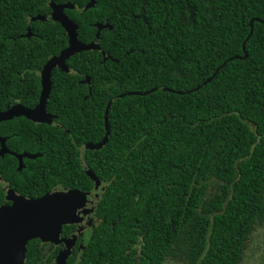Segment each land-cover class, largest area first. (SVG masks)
<instances>
[{
    "label": "trees",
    "instance_id": "trees-1",
    "mask_svg": "<svg viewBox=\"0 0 264 264\" xmlns=\"http://www.w3.org/2000/svg\"><path fill=\"white\" fill-rule=\"evenodd\" d=\"M54 1L76 5L65 12L79 39L100 49L53 71L47 109L60 124L31 122L28 135L45 145L33 197L93 188L78 147L103 139L110 100L159 88L115 100L108 143L84 149L105 189L100 222L67 264H243L264 227V0ZM51 11L48 0H0V109L39 102L43 66L68 46ZM97 24L111 27L98 38ZM226 61L198 91L163 90L194 89ZM60 248L33 239L24 264H55Z\"/></svg>",
    "mask_w": 264,
    "mask_h": 264
},
{
    "label": "water",
    "instance_id": "water-1",
    "mask_svg": "<svg viewBox=\"0 0 264 264\" xmlns=\"http://www.w3.org/2000/svg\"><path fill=\"white\" fill-rule=\"evenodd\" d=\"M48 4L52 8L50 14L51 20L59 22L68 36V46L63 49L59 55H54L49 58L43 66L40 72L42 89L37 106L35 108H28L21 103H17L6 111H0V120H9L18 116H25L35 122L52 123L56 115L51 114L47 110V104L52 91L53 71L58 68L63 72L69 73L71 69L67 64V60L70 57L82 51L100 49L98 42L92 41L90 43H84L79 39L78 24L65 12L66 9H75V4L56 3L54 0H48ZM95 4L96 0H90L85 9L92 8ZM47 19L48 17L44 15H37L32 18V21H46ZM254 21L263 22L259 18H255L251 21V32L248 38L253 32ZM106 27L111 26L109 24H97L98 38L101 30ZM32 34V29L28 27L27 34L24 36L31 37ZM245 46L246 41L243 45L245 51L244 58L247 57ZM236 58L241 57L235 56L228 61H232ZM105 59H107L106 55ZM228 61L224 62L202 85L194 89L189 91H175L170 88H163V90L175 92L180 95L198 91L200 88L210 83ZM85 82L90 84L91 79L87 77ZM158 89L159 88H155L147 92H128L110 100L105 111V136L98 143L89 142L85 144V146L79 148L82 167L87 175L94 180L96 188H100L103 183L97 179L94 172L87 167L82 153L84 149L99 150L108 143L111 133L109 112L112 103L125 95H146ZM93 196L94 195L88 191L64 187H56L39 198L12 194L10 196V199L13 201L12 205L0 207V264H24L27 256L28 244L33 239H40L42 242H50L56 245L64 243V248L57 255L55 264H67L68 259L75 250L78 235L74 234L71 237L62 236L63 227L65 225L82 222L86 215L94 211L96 201ZM82 230L83 228L80 227L79 233H81ZM81 247H84V245L81 244Z\"/></svg>",
    "mask_w": 264,
    "mask_h": 264
},
{
    "label": "flooded vegetation",
    "instance_id": "flooded-vegetation-1",
    "mask_svg": "<svg viewBox=\"0 0 264 264\" xmlns=\"http://www.w3.org/2000/svg\"><path fill=\"white\" fill-rule=\"evenodd\" d=\"M17 103H21L28 108H35L38 104L37 103L35 106L30 107L17 100L16 103L6 105L5 108L0 109V111H6ZM54 115H56V117L50 124L46 122H35L25 116H18L9 120H0V207L4 205H12L13 201L10 199L12 194H21L31 198H39L47 193L46 192L43 195L37 197H33L31 194V185L34 187L32 188L34 189V192L35 189H37V187L34 186L35 182L33 179L34 163L37 164L44 160L45 145L43 140H41V142L38 140L33 141V138L29 136L28 133L31 132L32 129L31 122L35 123L37 126L42 124L59 125L60 123H56L58 115ZM18 125L20 126L21 130L18 128ZM57 187L62 188L63 186ZM104 189L105 184H102L100 188H96L94 185L93 188L87 190L88 192H91L92 195H94L93 197L96 201V203L94 202L96 205L94 211L86 215L82 222L71 224L74 229L69 235L66 236L62 234L64 237H71L74 234L78 235L75 250H82L84 248L81 247V244L85 245V237L91 233L92 229H94L100 222V219L96 215V208ZM80 227L83 228L81 233H79ZM43 243H46L47 247H52L53 249L61 247L58 250L57 255L64 248V243H60L58 245L50 242Z\"/></svg>",
    "mask_w": 264,
    "mask_h": 264
},
{
    "label": "rangeland",
    "instance_id": "rangeland-1",
    "mask_svg": "<svg viewBox=\"0 0 264 264\" xmlns=\"http://www.w3.org/2000/svg\"><path fill=\"white\" fill-rule=\"evenodd\" d=\"M90 233L85 237L89 238ZM164 264H186L183 261L167 260ZM243 264H264V227L251 238Z\"/></svg>",
    "mask_w": 264,
    "mask_h": 264
}]
</instances>
